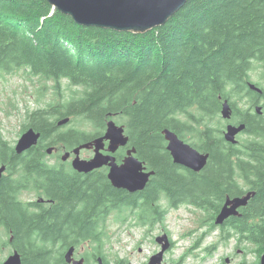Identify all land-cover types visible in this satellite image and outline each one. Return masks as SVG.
I'll use <instances>...</instances> for the list:
<instances>
[{
  "label": "trees",
  "instance_id": "16d2710c",
  "mask_svg": "<svg viewBox=\"0 0 264 264\" xmlns=\"http://www.w3.org/2000/svg\"><path fill=\"white\" fill-rule=\"evenodd\" d=\"M257 69L264 77V0H188L165 25L142 34L78 24L48 0H0V77L22 70L37 77L45 86L36 89V101L46 102L27 110L22 128L41 133L38 145L20 154L0 131V162L7 168L0 178V242L19 251L22 264H66L63 249L74 246L77 253L90 242L86 263L101 257L111 264L105 252L111 217L153 225L169 208L192 204L215 220L228 197L254 191L241 216L220 230L226 244L238 237L260 258L264 114L254 110L258 126L240 123L248 137L236 145L216 120L225 100L240 113L242 100L264 95L262 82L255 83L262 95L249 87ZM242 108L248 116L250 109ZM65 118L96 130L63 131L58 123ZM110 119L121 122L128 146L155 172L144 191L129 193L113 187L106 173L80 175L46 160L50 146L74 149L101 135ZM166 128L210 155L201 172L174 163ZM25 190L54 203L24 201ZM161 199L164 210L156 204ZM113 264L128 263L118 257Z\"/></svg>",
  "mask_w": 264,
  "mask_h": 264
},
{
  "label": "water",
  "instance_id": "95a60500",
  "mask_svg": "<svg viewBox=\"0 0 264 264\" xmlns=\"http://www.w3.org/2000/svg\"><path fill=\"white\" fill-rule=\"evenodd\" d=\"M49 3L62 13L70 16L81 25L96 26L117 31L133 32L137 34L146 33L157 27L165 25L175 16L187 3L188 0H48ZM249 87L259 93L262 89L255 83L250 82ZM259 114L262 107H256ZM232 107L225 100L221 110L223 119L232 117ZM69 118L60 120L58 125L69 122ZM246 129L245 124H229L225 130V140L237 144V135ZM167 141L166 149L170 152L175 164L182 165L195 172H201L208 164L209 154L200 152L197 148L185 142L176 132L166 128L162 131ZM41 133L33 128L26 130L16 144V151L24 153L33 146L38 145ZM109 142L108 146L106 142ZM130 137L126 134L125 127L118 124L114 119L107 121L104 135L84 142L73 149L72 152L63 154V161H67L71 154L75 156L72 160L73 168L80 173H90L104 166L109 167L108 179L117 189H124L129 193L144 191L154 171H149L145 163L137 156L135 147L129 148L122 163L117 162L115 154L117 151L128 146ZM83 149H94V156L84 159L80 153ZM108 150L109 154L103 151ZM55 147L47 149L52 154ZM6 166H0V178L4 175ZM255 195L250 191L244 196L228 197L222 209L215 219V225H221L232 216H240V208L247 206L249 200ZM43 199V198H42ZM161 244V251L153 256L150 264H163L164 254L171 246L167 234L156 238ZM76 248L70 247L64 254L67 264H85L84 257L75 256ZM229 261V258H226ZM22 255L14 251L3 264H22ZM98 264H105L103 258H98ZM260 264H264V253L261 255Z\"/></svg>",
  "mask_w": 264,
  "mask_h": 264
},
{
  "label": "rangeland",
  "instance_id": "374dc122",
  "mask_svg": "<svg viewBox=\"0 0 264 264\" xmlns=\"http://www.w3.org/2000/svg\"><path fill=\"white\" fill-rule=\"evenodd\" d=\"M251 76L253 83L262 82L264 85V77H262L260 69L253 71ZM40 83L39 85L37 77L28 76L24 70L16 75L0 77V131L13 146H16L25 132H22V128L27 110L32 111L39 105L43 106L46 103L36 101L38 97L36 89L45 86L44 81ZM65 88L67 89L65 95L70 96L72 91L66 86ZM45 98L47 102L52 99L51 91L48 92ZM246 103L247 101L242 100L239 106L246 107ZM219 116L220 118L218 117L216 120H220L223 126L226 120L223 119L221 113ZM117 122L121 123L118 120ZM86 126L84 122L75 121L63 124L60 129L68 131L73 127L84 129ZM85 129L93 132L96 130L91 125H88ZM245 139H247V136L243 134L241 142ZM185 142L191 145L190 141L186 140ZM165 143L167 144L166 139ZM61 151L63 150L59 148L58 151H53L52 154L47 153L46 160L48 163L60 166ZM91 155V152L87 149H83L81 152L84 159H88ZM65 168L70 169L69 164H65ZM20 197L24 201L37 198L35 193L27 190ZM156 204L161 210L167 207L166 200L163 199L156 202ZM205 211L192 204H182L179 207L169 208L164 220L153 225L149 223L142 224L140 219L134 216L124 221L113 220L111 217L107 222L110 242L105 245L106 255L110 258L111 264L118 257H124L128 264H150L151 258L158 254L162 247L156 238L167 234L174 245L166 250L163 264H241L243 261H247V264L259 263V256L249 242L238 244L239 238L231 237L226 244L221 239V236L224 235L221 234L222 231L219 228L212 229L211 224L214 220ZM3 234H1L2 237L5 236V232ZM6 239L7 237H3L5 242ZM3 243V241L0 242V264L13 251V248L11 250L5 248ZM92 245L90 242L85 243L77 250V253L75 252V256L78 259L83 257L87 250L92 249ZM212 248L213 250L208 253L209 249ZM65 250H62L64 254ZM228 256L231 257L229 262L226 261ZM91 264L97 263L93 261Z\"/></svg>",
  "mask_w": 264,
  "mask_h": 264
},
{
  "label": "flooded vegetation",
  "instance_id": "af4514ba",
  "mask_svg": "<svg viewBox=\"0 0 264 264\" xmlns=\"http://www.w3.org/2000/svg\"><path fill=\"white\" fill-rule=\"evenodd\" d=\"M263 94V91L260 93V95H262ZM258 106H261L262 107V113H261V115H263L264 114V95L262 96V97H260L259 99H248V101H247V103H246V107H244V109L246 110V109H250V112L249 113H247V115L248 116H243L242 115V107H240L239 106V109H240V113H238L236 110L234 111L233 110V113H232V117L230 118V119H228V120H226L225 121V130L227 129V126L229 125V124H234V125H240V123H242V122H245L246 124H248L249 122H251V125H253V126H258L259 124H260V122H259V117H254V115H255V113L256 114H258L256 111H254V110H256V107H258ZM254 111V112H253ZM241 114V117H242V119L239 117V115ZM246 129H247V127H246ZM246 129L242 132V133H240L239 135H237V139H238V141L239 142H241L242 141V139H243V134L244 135H246L247 137H248V132L246 131ZM225 130H223V136H224V133H225ZM105 131H106V128L104 129V132L101 134V135H99V136H102V135H104V133H105ZM247 132V133H246ZM99 136H96V137H99ZM96 137H94V138H96ZM93 138V139H94ZM93 139H91V140H93ZM224 139H225V136H224ZM90 140V141H91ZM238 142V143H239ZM108 144H109V142L107 141L106 142V145L108 146ZM233 144V143H232ZM236 145V144H235ZM77 147V146H76ZM75 147V148H76ZM130 147L129 146H126V147H122V148H120L118 151H117V153L115 154V156H116V158H117V162L120 164V163H122L123 162V160H124V158H125V156H126V154H127V150L129 149ZM58 149L59 148H55V151H58ZM63 151H61V157H62V153H66V152H72L73 151V149H72V151H70V150H66L64 147H62L61 148ZM122 149H124L125 150V154H124V157H123V159H122V161H118V157H117V154L122 150ZM89 152H91V156L88 158V159H90L91 157H93L94 156V149H87ZM82 152V151H81ZM105 154H109V151L106 149V150H104L103 151ZM80 155H81V153H80ZM74 154L72 153L71 154V157L67 160V161H61V165H64L65 166V164H69V166H70V169L72 168L73 170H75L74 168H73V166H72V157L74 158ZM82 157V156H81ZM3 164H1V162H0V166H2ZM53 165H55V164H53ZM61 165L60 166H57V165H55V166H57L58 168L59 167H61ZM6 170H7V168H6ZM76 171V170H75ZM77 173H79L80 175L81 174H91V173H101V172H103V173H106L107 174V178H108V173H109V167L108 166H104V167H102V168H100V169H96V170H94V171H92V172H90V173H80V172H78V171H76ZM4 174H6V171H5V173ZM128 192V191H127ZM37 201V203L38 204H53L54 203V201H52L51 199H45V198H43L42 199V197H39V196H37V198L36 199H34V200H29V202H36ZM243 207H241L240 208V211H241V209H242ZM241 216V215H240ZM233 217H239V216H232V217H230V218H228L227 220H225V222L223 223V224H221V225H216V228H219V229H222V228H224V227H226V224H227V222L231 219V218H233ZM214 222H215V220H214ZM1 229V228H0ZM225 229V228H224ZM171 246H173L174 245V242L171 240ZM228 258H229V260L231 261V257H229L228 256ZM4 262V261H3ZM3 262H2V264H3ZM229 262V261H228ZM85 264H87V263H85Z\"/></svg>",
  "mask_w": 264,
  "mask_h": 264
},
{
  "label": "bare ground",
  "instance_id": "6f19581e",
  "mask_svg": "<svg viewBox=\"0 0 264 264\" xmlns=\"http://www.w3.org/2000/svg\"><path fill=\"white\" fill-rule=\"evenodd\" d=\"M19 71V70H18Z\"/></svg>",
  "mask_w": 264,
  "mask_h": 264
}]
</instances>
